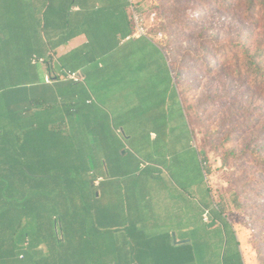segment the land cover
<instances>
[{"label":"crops","instance_id":"crops-1","mask_svg":"<svg viewBox=\"0 0 264 264\" xmlns=\"http://www.w3.org/2000/svg\"><path fill=\"white\" fill-rule=\"evenodd\" d=\"M133 12L131 0H0V70H7L3 63L9 58L14 66L8 70L17 69L25 79L0 100V204L5 206L0 212V264L46 260L44 254H24L31 242L14 232L21 215H31L30 220L35 215L38 224L41 212L54 215V229L60 226L56 215H71L64 224L81 230L83 261L185 262L178 253L182 244L192 241H175L177 227L162 224L165 213L160 205L166 193L175 201L179 193L175 177L163 172L173 158L172 171H182L176 120L184 125V103L177 89L174 115L169 116L159 94L163 81L134 76L137 59L155 53L167 72L164 82L170 80L162 43L152 35H134ZM34 56L45 62H34ZM71 71L85 79H69ZM132 86L157 88L147 95L141 89L138 96L131 93ZM135 102L139 111L131 105ZM56 103L62 106L55 109ZM172 133L175 136L167 139ZM133 138L141 147H152V162L133 153ZM145 170L149 178L130 182ZM90 229L98 236L88 250ZM60 256L65 255L53 259ZM241 263L246 264L243 254Z\"/></svg>","mask_w":264,"mask_h":264},{"label":"rangeland","instance_id":"rangeland-1","mask_svg":"<svg viewBox=\"0 0 264 264\" xmlns=\"http://www.w3.org/2000/svg\"><path fill=\"white\" fill-rule=\"evenodd\" d=\"M229 1L231 6H228ZM238 1H137V10L146 18L149 33L166 49L176 83L169 65L170 80L164 82L167 72L159 66L161 58L155 53L151 58L137 59L134 76L163 81L159 94L163 97L162 103H167L166 112L171 117L178 86L194 124L196 145L191 143L186 114L184 125L176 120L178 140L181 138L182 142V154L177 161L183 162L182 171L174 173L175 167L172 171L173 158L169 159L171 164L164 166L163 173L172 179L175 177L172 181L179 193L176 201L169 193L160 199L165 213L161 217L162 224H175V237L192 241L191 245L182 244L178 253L186 259L183 264H242V254L246 264H264V6L258 0V7H250V10L246 0L240 4ZM251 59L256 62L252 63ZM7 60L8 64L3 61L7 70H0L4 76L0 80L3 84H0V100L6 99L7 94L25 81L17 69L8 70L14 65L9 58ZM131 88L133 95L140 96L144 89L147 95L157 86ZM131 105L137 106L136 111H139V102ZM60 106L61 103L54 104L55 109ZM174 136L173 133L166 135L167 139ZM131 149L144 162H152V147L148 144L141 147V141L133 138ZM200 154L204 166L200 157L198 161ZM138 172L131 183L150 177L147 170ZM204 204L211 209L209 223L203 221V211L207 208ZM0 205L3 210L0 212H4L5 206ZM220 210L223 217L210 227ZM30 217L25 213L21 215L18 229L14 231L18 239L28 242L40 223L37 224L35 215L31 220ZM75 230L67 232L64 241L58 244L51 239H33L30 246H24V254H44L42 257L46 260L32 264H108L81 260L84 258L81 230ZM25 232H30L31 238H24ZM88 234L90 250L98 235L91 229ZM59 254L65 255L60 258L67 257V261H57L59 257L53 259Z\"/></svg>","mask_w":264,"mask_h":264},{"label":"trees","instance_id":"trees-1","mask_svg":"<svg viewBox=\"0 0 264 264\" xmlns=\"http://www.w3.org/2000/svg\"><path fill=\"white\" fill-rule=\"evenodd\" d=\"M242 0H239L237 3L240 4ZM258 0H246V2H248V8L250 9V7H258ZM261 5L264 6V0H259ZM228 6H231L230 3L231 1L228 2ZM251 10V9H250ZM164 48V47H163ZM165 52H166V49L164 48ZM167 53V52H166ZM263 54V52H262ZM168 56V54H167ZM168 60H169V65L171 66V69H172V65H171V62H170V59L168 57ZM251 62L252 63H255L256 61L255 60H252L251 59ZM173 71V69H172ZM173 76H174V80H175V83H176V76L174 75V72H173ZM177 85V84H176ZM177 89H178V93L180 94V96L182 97V100H183V103H184V98H183V94L181 93L179 87L177 86ZM39 103H33V106H37ZM184 109H185V114L187 115V120H188V123L189 125L192 127L193 129V132H194V124H193V121L191 120L190 116H189V113L185 107V103H184ZM203 160V158H202ZM26 169V168H25ZM30 172V171H29ZM58 217H56L55 221L57 220V223L60 222V224H57L59 227L57 228H52L51 227V219L54 217V215H49L48 213H40L39 214V220H40V223H39V228H37V230H34L33 232V239H40V238H44L46 240H49L51 239L54 244H58L57 242H63L64 239L66 238L67 236V232L69 233H74L76 230L75 229H70L68 227H66V225L64 224V221L67 222L69 221L72 217L71 215H65V214H59V215H56ZM214 220L217 221V220H221V217H223V212L220 210L219 212H216V214L214 215ZM63 218V219H62ZM48 220V221H47ZM63 220V221H62ZM48 222V225L46 223ZM68 229V230H67ZM25 236H27V238H31V233L30 232H25L24 234V238ZM33 239H29L30 242L31 241H34ZM25 241L27 239H24ZM108 264H120V262H113V263H108ZM124 264H129V263H124ZM131 264H139V263H131Z\"/></svg>","mask_w":264,"mask_h":264},{"label":"built area","instance_id":"built-area-1","mask_svg":"<svg viewBox=\"0 0 264 264\" xmlns=\"http://www.w3.org/2000/svg\"><path fill=\"white\" fill-rule=\"evenodd\" d=\"M137 1L138 0H131V3L134 7V12H133V19L135 22V36H150L152 34L149 33L147 25L145 23L146 18L137 10ZM152 37H155L152 35ZM156 38V37H155ZM159 38V37H158ZM33 61L34 62H45V59L40 58L38 56H34L33 57ZM67 77L73 81L76 82H81L85 79L84 74H82L79 71H71V72H67ZM51 77L48 76L47 80L50 81ZM203 218L206 222H210L211 221V217H210V211L206 210V212L203 215Z\"/></svg>","mask_w":264,"mask_h":264},{"label":"water","instance_id":"water-1","mask_svg":"<svg viewBox=\"0 0 264 264\" xmlns=\"http://www.w3.org/2000/svg\"><path fill=\"white\" fill-rule=\"evenodd\" d=\"M213 225H216V221L211 222V223L209 224L210 227H212ZM174 238H175V235H174ZM175 241H176V238H175ZM176 242H177V241H176Z\"/></svg>","mask_w":264,"mask_h":264}]
</instances>
